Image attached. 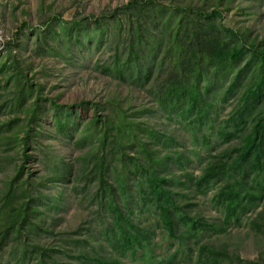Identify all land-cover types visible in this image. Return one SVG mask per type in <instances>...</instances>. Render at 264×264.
Listing matches in <instances>:
<instances>
[{
	"label": "rangeland",
	"instance_id": "rangeland-1",
	"mask_svg": "<svg viewBox=\"0 0 264 264\" xmlns=\"http://www.w3.org/2000/svg\"><path fill=\"white\" fill-rule=\"evenodd\" d=\"M217 5L221 13L211 18L198 13ZM226 27L248 28L264 46V0H0V264H104L98 257L111 254L124 264H197L192 238L189 258L177 260L187 251L176 252L157 215L137 199L135 180L127 192L133 222L147 227L142 244L119 236L118 245L87 240L89 231L113 221L107 197L97 194L96 162L107 158L114 185L117 154L101 133L120 124L118 147L147 135L153 148L149 131L157 127L164 133L157 147L185 151V172L197 176L211 152L261 116L264 58L244 48L240 58L217 63L197 47L214 36L239 47ZM165 86L172 96L163 95ZM91 102L102 106L96 117L105 125L94 124ZM260 191L262 198L224 223L227 206L211 199L213 190H196L187 209L227 227L225 235L197 229L199 243L224 247L233 264H264V223L256 219L264 215V180ZM24 200L26 220L9 225L18 215L9 213L12 206ZM221 236L230 237L225 245ZM54 241L73 251L54 252ZM175 252L174 262L164 261Z\"/></svg>",
	"mask_w": 264,
	"mask_h": 264
},
{
	"label": "trees",
	"instance_id": "trees-1",
	"mask_svg": "<svg viewBox=\"0 0 264 264\" xmlns=\"http://www.w3.org/2000/svg\"><path fill=\"white\" fill-rule=\"evenodd\" d=\"M198 13L204 17L211 18L215 14H220L221 9L217 5L211 11L200 9ZM240 13L243 14L242 9ZM224 29L237 39L239 47L228 48L218 36L199 40L197 47L217 63L240 58L244 48H248L254 54L264 58V46L258 43L255 44L256 36L250 35L248 28L246 30L233 29L231 27ZM11 42L7 41L6 45L9 47ZM166 86L163 89V95L172 96L171 86L167 88ZM51 103L60 105L52 100ZM90 104L93 105L92 108L95 110V114L92 117L95 121L94 124L97 127H101V125L96 124V122L100 121L99 123L101 124L103 122L102 126L105 125V119L96 117L98 112L102 110V106H97L96 102H91ZM260 114L261 116L258 119H250L246 122L245 127L240 131L241 135L231 138V141L229 139L224 147L217 149L215 153L211 152L201 166L197 176H193L192 172H185L188 164V156L185 151L181 150L171 154L169 150L164 149L163 151L157 147L156 140L159 139L160 134L164 135L163 132L157 131V127H151L149 131L154 136L153 143L155 146L153 148H151L150 137H147V135L146 137H138L131 143V146L119 145L118 147L115 143L123 144L117 133L119 131L117 127L120 124L104 130L101 133V138L103 141L109 139L110 153L117 154L118 165H116V169L120 174L114 177L115 186L112 185L107 179L109 163L105 166L107 158L105 160L102 156L96 162L99 173L96 190H98L97 194L99 197L102 195L107 197V201L104 202L108 210L113 214V221H107L104 227H97L95 231H89L87 240L89 241L94 237L95 240H100L105 237L110 241V244L118 245L122 240L142 244L141 241L146 234L143 228L147 227L133 222L131 218L132 207L129 204L131 196L127 192L128 187H130L129 182L135 180L137 199L147 211L150 210L152 216L157 215L158 223L160 222L161 228L165 231L167 237L176 241V252L182 253V249H185V252L187 251V253H183L182 257L177 259L178 261L189 258V253H191L193 246H198L197 264H217L219 262L233 264L227 249L217 243H199L198 239L200 237L196 232L198 231L197 229L207 230L209 227V229L214 228V231H212L214 235L219 232V234L225 235L227 234V227L225 225L214 227L212 223L204 220L199 210L187 209V200L189 198L192 199L196 190L202 193L207 190H213L211 199L221 205H226L230 211V214L224 217V223H228L232 217L238 215L240 209L247 210L257 199L263 197V191H260V188L262 189L264 180V105L260 110ZM35 116V111L32 110V115L28 118L27 129H30V124L33 123L32 119ZM235 138L237 139L235 140ZM22 143V153L26 159L29 154L26 151L27 142L25 137L22 139ZM72 166V163H69L68 166L64 164V172H70ZM171 166L174 167L170 168ZM21 168L24 170V165ZM175 170L176 172H174ZM178 171H180V174H178ZM211 181H216L213 187L209 185ZM119 202H122V207ZM28 211L27 200H24L20 205L12 206V210L9 213L14 215L17 213L18 215L11 220L9 225L25 221ZM236 218L239 219V216H236ZM256 219L264 223V215L262 213H259ZM260 222L257 223L256 221L254 224L259 225ZM118 236L122 240L117 239ZM219 237L215 239L218 240ZM226 237L221 236V240H218V242L225 245ZM191 238L193 239V246L189 244V239ZM227 238L230 237L228 236ZM51 246L54 252L61 251L66 253L67 251H73L72 249L65 251L62 242L57 243V241H54ZM176 252L173 255H167L164 261L174 262ZM144 254L149 263L154 261L152 260L151 252L149 255H146L145 252ZM98 259L104 264H124L120 256L112 254L109 257L107 256V258L99 256Z\"/></svg>",
	"mask_w": 264,
	"mask_h": 264
}]
</instances>
